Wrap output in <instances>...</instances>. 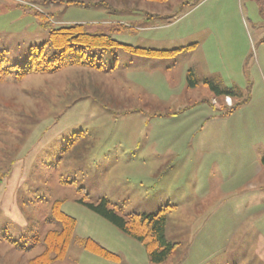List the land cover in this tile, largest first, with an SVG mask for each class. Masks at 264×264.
I'll list each match as a JSON object with an SVG mask.
<instances>
[{
	"label": "rangeland",
	"instance_id": "1",
	"mask_svg": "<svg viewBox=\"0 0 264 264\" xmlns=\"http://www.w3.org/2000/svg\"><path fill=\"white\" fill-rule=\"evenodd\" d=\"M71 23L122 45L183 51L149 59L112 47L93 51L102 69L15 79L30 47ZM0 67V264L41 254L45 233L59 229L47 223L55 201L76 223L52 264H154L80 203L100 198L122 216L167 206L176 248L161 264H264V201L252 214L254 187L234 169L249 167L235 146L247 125L259 133L253 153L264 152V0H0ZM204 80L232 91L231 105ZM87 239L119 261L87 251Z\"/></svg>",
	"mask_w": 264,
	"mask_h": 264
},
{
	"label": "trees",
	"instance_id": "2",
	"mask_svg": "<svg viewBox=\"0 0 264 264\" xmlns=\"http://www.w3.org/2000/svg\"><path fill=\"white\" fill-rule=\"evenodd\" d=\"M150 1L164 2L166 0ZM35 17L42 24L46 23V20L41 15H36ZM112 47H121L124 51H129L145 58H170L176 53L183 51L182 49L155 50L122 45L113 40L110 35L88 32L85 24L71 23L50 28L47 45L42 44L39 48L30 47V53L26 62L21 66H13L17 68L15 79H21L28 74L55 73L64 68L76 66L102 69L103 65L101 61L97 60L93 51H104ZM2 73H7V71H4L0 67V76ZM186 79L188 87L193 88L196 85L192 71L187 73ZM204 83L213 91L215 96L235 97L230 90L222 91V88L209 83L207 80ZM260 161L264 170V155ZM80 203L110 222L127 236L142 244L150 262L154 264L163 263L176 248L175 243H171L165 238V225L169 211L166 208L167 206L160 208L152 214L133 213L122 216L119 213L118 207L112 205L106 198H100L97 203H89L86 202V199H81ZM60 204L59 201L53 202L52 216L47 222H57L59 229L48 230L45 233L41 240L43 251L41 254L30 259L28 264H52L53 262L62 261L66 257L72 241L76 221L60 210ZM38 241V239L34 241L33 247L38 245ZM83 246L87 251L95 255L119 261L117 255L102 248L90 239L85 240Z\"/></svg>",
	"mask_w": 264,
	"mask_h": 264
},
{
	"label": "crops",
	"instance_id": "3",
	"mask_svg": "<svg viewBox=\"0 0 264 264\" xmlns=\"http://www.w3.org/2000/svg\"><path fill=\"white\" fill-rule=\"evenodd\" d=\"M180 49H182V47ZM189 71H192V69L189 68L188 70H186V76H185V83H186V87L188 89L190 87H188L186 77H187V73ZM192 73H194V72L192 71ZM195 81H196V85L192 89L196 88L197 84L199 83V82H197L196 79H195ZM204 82H205V80L200 84L202 86L207 87ZM220 88H222V87H220ZM216 97H220V96H216ZM201 100L202 99H200L194 103H200ZM197 107L199 109L202 106L200 104V106L197 105ZM258 122L259 121H257L256 123H258ZM255 130H257L255 126L249 127L247 125L245 127V129L242 131V133H239V135H238V136H242V141L237 142L235 145L236 150L238 152L246 154V156H239L240 158H237V159H243L244 160L243 163L248 165L249 167L241 165L239 160H236L237 167L234 164V166H235L234 169L239 170V172H240V173H235V175L239 174V177L243 178L242 182L245 181L244 183L246 185L254 187L252 189V196H249V198L248 197L246 198V201H248L250 203V208H251L250 211L252 214H256L257 211H259L260 207H261V209L263 208L262 202L264 201V170L262 168L261 161H260L262 156L264 155V152L262 154H260V157H259V152H257V154H256V152L253 153L252 148H250L253 145V143H255V141L257 142L259 140V133H258V131L256 132ZM230 168H233V167H230ZM246 169H249L250 172H244L243 171ZM253 191H254V193H253Z\"/></svg>",
	"mask_w": 264,
	"mask_h": 264
},
{
	"label": "built area",
	"instance_id": "4",
	"mask_svg": "<svg viewBox=\"0 0 264 264\" xmlns=\"http://www.w3.org/2000/svg\"><path fill=\"white\" fill-rule=\"evenodd\" d=\"M225 103L228 104V106H230V105H231V100H230V98L226 97V98H225Z\"/></svg>",
	"mask_w": 264,
	"mask_h": 264
}]
</instances>
